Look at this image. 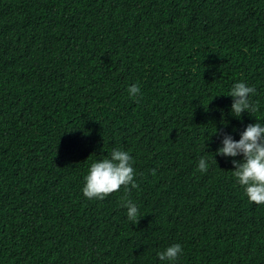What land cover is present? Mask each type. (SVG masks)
<instances>
[{
    "label": "trees",
    "instance_id": "16d2710c",
    "mask_svg": "<svg viewBox=\"0 0 264 264\" xmlns=\"http://www.w3.org/2000/svg\"><path fill=\"white\" fill-rule=\"evenodd\" d=\"M240 81L258 110L237 119ZM256 122L264 0H0V264H264V205L231 172L242 157H213ZM114 148L138 187L85 198Z\"/></svg>",
    "mask_w": 264,
    "mask_h": 264
},
{
    "label": "clouds",
    "instance_id": "9594fccd",
    "mask_svg": "<svg viewBox=\"0 0 264 264\" xmlns=\"http://www.w3.org/2000/svg\"><path fill=\"white\" fill-rule=\"evenodd\" d=\"M127 91L130 97H137L140 88L134 84ZM255 91L254 87L248 86L243 81L232 85L227 96L232 98L231 114L235 118L239 119L243 113L258 110L257 105L250 99ZM214 156L242 157L239 161L233 159L232 163L235 170L231 171L232 175L244 189V195L249 203L264 205V125L259 122L247 125L240 133L238 141H234L231 135H224L222 146L216 150ZM198 169L202 173L208 171L205 158L202 157L199 160ZM135 175L130 153L114 148L106 158L91 164L87 175L84 177L82 194L87 199L103 200L109 194L120 190L122 186L128 193L131 189L138 187L135 182ZM121 205L127 210L128 220L137 224L139 221L137 219L139 214L137 205L128 199L127 195L122 198ZM181 253V245L174 244L157 252L156 255L161 262H172Z\"/></svg>",
    "mask_w": 264,
    "mask_h": 264
}]
</instances>
